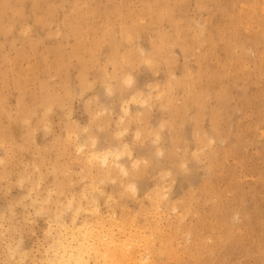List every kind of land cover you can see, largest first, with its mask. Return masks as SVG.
<instances>
[{
  "label": "rangeland",
  "instance_id": "rangeland-1",
  "mask_svg": "<svg viewBox=\"0 0 264 264\" xmlns=\"http://www.w3.org/2000/svg\"><path fill=\"white\" fill-rule=\"evenodd\" d=\"M77 257L264 264V0H0V264Z\"/></svg>",
  "mask_w": 264,
  "mask_h": 264
},
{
  "label": "clouds",
  "instance_id": "clouds-1",
  "mask_svg": "<svg viewBox=\"0 0 264 264\" xmlns=\"http://www.w3.org/2000/svg\"><path fill=\"white\" fill-rule=\"evenodd\" d=\"M78 151H83V148L81 147L80 149H78ZM107 158H105L103 161H101L102 165L107 164ZM129 191H131L132 193H135L136 189L135 186H129Z\"/></svg>",
  "mask_w": 264,
  "mask_h": 264
},
{
  "label": "bare ground",
  "instance_id": "bare-ground-1",
  "mask_svg": "<svg viewBox=\"0 0 264 264\" xmlns=\"http://www.w3.org/2000/svg\"><path fill=\"white\" fill-rule=\"evenodd\" d=\"M86 233H87V232H86ZM91 244H92V243H91ZM93 246H94V245H93ZM99 247H100V246H99ZM79 256H81V255H79ZM95 257H96V256H95ZM76 263H77V264H81V263H80V259H79V257H77V259H76Z\"/></svg>",
  "mask_w": 264,
  "mask_h": 264
}]
</instances>
